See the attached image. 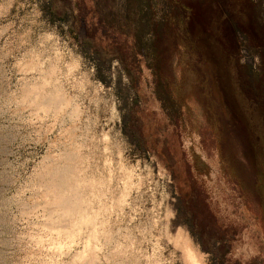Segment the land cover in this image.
<instances>
[{
  "label": "rangeland",
  "instance_id": "rangeland-1",
  "mask_svg": "<svg viewBox=\"0 0 264 264\" xmlns=\"http://www.w3.org/2000/svg\"><path fill=\"white\" fill-rule=\"evenodd\" d=\"M0 264H264V0H0Z\"/></svg>",
  "mask_w": 264,
  "mask_h": 264
}]
</instances>
